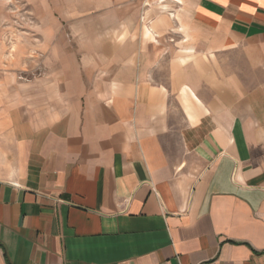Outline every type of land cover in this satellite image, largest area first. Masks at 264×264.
I'll return each instance as SVG.
<instances>
[{
	"label": "crops",
	"instance_id": "0c3cea01",
	"mask_svg": "<svg viewBox=\"0 0 264 264\" xmlns=\"http://www.w3.org/2000/svg\"><path fill=\"white\" fill-rule=\"evenodd\" d=\"M156 1L0 83V264H264V0Z\"/></svg>",
	"mask_w": 264,
	"mask_h": 264
},
{
	"label": "rangeland",
	"instance_id": "374dc122",
	"mask_svg": "<svg viewBox=\"0 0 264 264\" xmlns=\"http://www.w3.org/2000/svg\"><path fill=\"white\" fill-rule=\"evenodd\" d=\"M148 3L155 11L159 7L156 0ZM90 14L56 0H0V83H4L5 95L11 94L13 84L27 88L22 84L45 76L50 47L74 51L73 33L83 24L90 28Z\"/></svg>",
	"mask_w": 264,
	"mask_h": 264
}]
</instances>
